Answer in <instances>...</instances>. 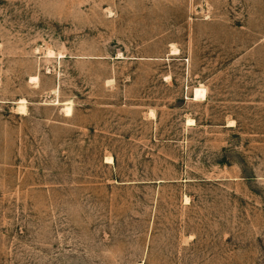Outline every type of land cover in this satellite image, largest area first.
Masks as SVG:
<instances>
[{"label": "rangeland", "instance_id": "rangeland-1", "mask_svg": "<svg viewBox=\"0 0 264 264\" xmlns=\"http://www.w3.org/2000/svg\"><path fill=\"white\" fill-rule=\"evenodd\" d=\"M0 264H264V0H0Z\"/></svg>", "mask_w": 264, "mask_h": 264}, {"label": "bare ground", "instance_id": "bare-ground-1", "mask_svg": "<svg viewBox=\"0 0 264 264\" xmlns=\"http://www.w3.org/2000/svg\"><path fill=\"white\" fill-rule=\"evenodd\" d=\"M35 79V77L34 78H32V80H34ZM36 80V79H35ZM202 91L200 90V89H198V90H195V93H194V101H195V99L196 98H198V97H200V96H202ZM58 103V102H57ZM20 106H19V110H22L23 109V105H22V102L20 101ZM25 109V108H24ZM23 111V110H22ZM64 111H65V114L66 115H68L69 114V111H70V106H69V103H64ZM72 114V113H71ZM69 116V115H68ZM189 123V122H188ZM111 160V159H110ZM109 163H111V162H109Z\"/></svg>", "mask_w": 264, "mask_h": 264}]
</instances>
